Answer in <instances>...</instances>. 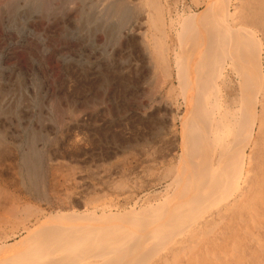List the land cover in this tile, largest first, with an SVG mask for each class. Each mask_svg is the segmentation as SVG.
<instances>
[{"label":"bare ground","instance_id":"obj_1","mask_svg":"<svg viewBox=\"0 0 264 264\" xmlns=\"http://www.w3.org/2000/svg\"><path fill=\"white\" fill-rule=\"evenodd\" d=\"M102 1L108 16L123 19L142 11V24L150 25L149 32H139V40H124L133 50L135 42L143 46L150 58L147 94L159 93L175 75L165 106L144 124L151 136L141 137L168 167L152 181L122 177L110 182L118 191L116 200L98 187H86L92 191L79 202L72 193L60 197L56 165L50 167L51 180L44 177L40 161L28 159L27 171L20 175L17 168L21 184L48 209L0 183V264H264V0H192L201 7L183 4L180 12L164 0H138L136 5L133 0ZM106 77L101 72V81ZM175 122L178 129L167 138ZM7 150L0 147V164L8 160ZM70 180L71 189L77 179ZM151 183L161 189L152 201L147 199ZM47 189L64 200L66 209L51 210L41 195Z\"/></svg>","mask_w":264,"mask_h":264},{"label":"rangeland","instance_id":"obj_2","mask_svg":"<svg viewBox=\"0 0 264 264\" xmlns=\"http://www.w3.org/2000/svg\"><path fill=\"white\" fill-rule=\"evenodd\" d=\"M48 1L0 0V147H6L10 154L6 163L0 164V173L4 174L3 182L0 183L28 201L39 202L38 198L27 190L25 184H21L22 178L17 173L20 169L19 172L27 171L28 166L25 163L28 159L29 161L34 159L42 164L44 177L51 180L53 178L50 167L56 165L57 171L54 170L53 173L54 179L59 183L57 192L60 197L66 198L68 193H72L76 201L82 202L92 191L88 188L98 187V192L106 194L108 198L112 196L111 198L116 200L115 195L118 191L112 189L110 182L122 177L130 182L152 181L159 179L162 170L164 172L168 167L167 163L160 164L161 160L157 158V154L152 153V147L146 143L147 140H141V137L151 136L152 131H149L148 127L146 128L148 130L143 129L144 124L149 114L151 115L159 106H165V98L170 87L176 85L175 75L172 72V77L167 83L166 81L163 83V77H157V80L163 83V88L153 97L147 94V85L150 82L148 78L150 58L146 55V51L144 53L143 46L138 45L137 42L133 44L134 50L124 43L126 36L139 40L138 36H141L139 32L150 31L148 23L142 24L143 21L146 22L142 11L136 13L137 15L118 19L106 14V10L103 9L106 3L103 4L102 0L100 2L98 0ZM164 2L179 12L183 9V4L185 8L192 10L201 7L192 0H164ZM133 4L140 2L133 0ZM119 66L122 67L118 68ZM101 72L107 75L105 81L100 79ZM121 76L124 77L123 80ZM162 108L166 111V108ZM168 122L170 124V121ZM133 125H136L134 129H132ZM177 127L178 123L175 122L167 138L172 136ZM134 142L136 146L133 145ZM36 152H39L38 155ZM173 161L175 164L176 159ZM122 168L128 171H123ZM103 171L106 173L103 174ZM96 173L102 176L100 174L97 176ZM7 177L9 180L15 178V182H11L18 187H12ZM71 177L77 179V184L70 189L73 187ZM64 178L69 180V183L64 182L66 181ZM153 184L151 183V186ZM156 185L149 187L150 195L147 199L150 198V201L151 198H158L154 195L161 189ZM82 187L88 188L83 190ZM154 191L157 192L154 194ZM42 194L50 202L51 210L66 209L61 207L65 203L64 200H56L51 190L41 191ZM39 204L48 209L44 202ZM253 249L254 247L249 246V252ZM246 263L255 264V261L250 260Z\"/></svg>","mask_w":264,"mask_h":264}]
</instances>
